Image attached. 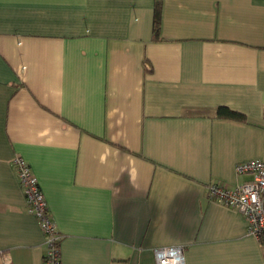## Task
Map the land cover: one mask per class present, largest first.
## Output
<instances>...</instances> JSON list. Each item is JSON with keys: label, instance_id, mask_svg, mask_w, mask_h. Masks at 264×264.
<instances>
[{"label": "crops", "instance_id": "obj_1", "mask_svg": "<svg viewBox=\"0 0 264 264\" xmlns=\"http://www.w3.org/2000/svg\"><path fill=\"white\" fill-rule=\"evenodd\" d=\"M0 0V264H44L13 158L30 165L60 264H264L206 185L264 159V0ZM225 106L247 121L217 118Z\"/></svg>", "mask_w": 264, "mask_h": 264}, {"label": "built area", "instance_id": "obj_2", "mask_svg": "<svg viewBox=\"0 0 264 264\" xmlns=\"http://www.w3.org/2000/svg\"><path fill=\"white\" fill-rule=\"evenodd\" d=\"M16 177L23 190L27 211L32 213L46 236L44 264H60V235L49 213L39 182L25 159L16 154L13 158ZM236 173L250 178L228 187L220 182L206 185L209 198L237 209L247 221L248 233L264 244V159H249L236 164ZM155 264H185L181 245L158 246L153 249Z\"/></svg>", "mask_w": 264, "mask_h": 264}, {"label": "trees", "instance_id": "obj_3", "mask_svg": "<svg viewBox=\"0 0 264 264\" xmlns=\"http://www.w3.org/2000/svg\"><path fill=\"white\" fill-rule=\"evenodd\" d=\"M160 20H161V4L157 0L155 2L154 15H153V38L158 37ZM215 115L217 118L231 119L241 122L247 121V117L245 114L225 106L218 107ZM58 245H59V241H58Z\"/></svg>", "mask_w": 264, "mask_h": 264}]
</instances>
